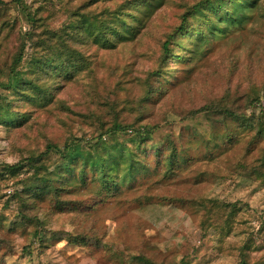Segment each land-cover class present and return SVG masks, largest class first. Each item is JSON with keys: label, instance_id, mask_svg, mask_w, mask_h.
I'll return each instance as SVG.
<instances>
[{"label": "rangeland", "instance_id": "1", "mask_svg": "<svg viewBox=\"0 0 264 264\" xmlns=\"http://www.w3.org/2000/svg\"><path fill=\"white\" fill-rule=\"evenodd\" d=\"M3 1L9 6L2 17L14 28L0 48L16 47L27 22L11 0ZM22 1L51 6L52 21L60 23L66 14L63 5L70 0ZM71 1V6L82 7L88 16L111 21L121 35H115V46H108L94 40L87 28L80 29L92 40L69 87L79 110L70 132H61L64 128L51 123L44 126L45 133L32 131L36 125H14L17 112L6 104L7 94L0 89V264H240L242 259L248 264H264V127L257 135L254 120V126L236 129L233 141H224L212 160L202 161L201 150L195 148L191 153L197 160L185 170L179 168L178 176H160L161 167L152 170L153 150L166 138L185 147L189 132L209 136L211 127L204 114L185 119L176 114L213 94L228 91L233 97L249 96L256 88L263 93L246 113L253 119L261 111L264 115V0H220L223 7L216 8V17L208 6L195 11L192 19L203 35L199 37L195 31L177 35L175 42L183 59L164 83L167 90L160 100L155 96L143 105H139L144 93L140 74L154 63L149 47L153 49L163 38L162 31L192 0H137L135 6L126 0ZM205 18L220 22L210 29ZM26 50L16 71L22 77H29L40 59L35 49L27 46ZM101 81L124 93L116 97L118 107L93 101L88 90L96 83L95 93L104 92ZM159 103H165L162 114L169 104L172 108L165 116L151 118L157 127L146 140L143 154L151 173H140L117 191L98 197L93 195L99 188L97 181L87 172L84 185L75 181L68 190L67 184L66 190L36 199L34 207L22 206L25 214L20 213L16 198L22 190L20 178L28 176L32 168L20 163L13 179L5 165L31 152L40 153L47 138L57 143L69 133L74 149L93 144L99 135L102 140L125 142L127 133L114 129V124L129 123L138 105L146 115L154 114ZM43 162L50 171L61 161L58 153L51 152ZM202 197L236 202L238 210L230 228L225 224L206 230L198 227L193 217ZM47 209L49 216L44 212ZM67 233H80L83 242L68 240Z\"/></svg>", "mask_w": 264, "mask_h": 264}, {"label": "trees", "instance_id": "2", "mask_svg": "<svg viewBox=\"0 0 264 264\" xmlns=\"http://www.w3.org/2000/svg\"><path fill=\"white\" fill-rule=\"evenodd\" d=\"M11 1L27 22V30L19 46L4 47L3 45L0 48V89L7 94L6 104L14 106L17 112L13 124L30 128L36 125L32 131L45 133L44 126L49 127L51 123L52 127L64 128L61 132H70L74 115H77L79 110L76 109L77 102L70 98L69 87L74 83V74L81 61L84 60L88 44L92 40L81 34L80 29L87 28L88 33L93 32L94 40L98 39L108 46H115V35L120 36L121 31L108 19L88 16L82 7L78 9V7L71 6V0L63 5L66 14L60 23L52 21L51 6L46 7L41 2L33 6L22 0ZM214 1H216L214 3L216 7L212 5ZM219 1L192 0L188 2L179 11L177 20L162 31L163 38L156 42L153 49L149 47L154 63L142 69V74H140L142 75L141 82L144 84V93L142 99H139L141 100L139 105L155 100V96L156 98L159 96L160 100V96L167 90L164 83L171 78V72L178 67V61L183 59L175 42L177 35H187L190 31H195L201 37L202 28L195 23L192 16L195 11L208 6L214 10L213 14L216 17V8L222 9L223 7ZM126 2L135 6L134 3L137 0H126ZM8 6L6 2L0 0V42L14 28L13 23L2 17V12ZM224 14L231 16V13ZM217 20L206 19L205 23L210 29L216 28V24L220 22ZM27 46L35 49L40 54V59L32 66L30 76L22 77L16 71L24 61ZM102 85L104 87L102 93H95L96 83L93 85V90H88L92 92L90 96L95 104L102 100L103 104L118 107L116 97L119 93L122 94V90H117L115 86ZM64 91L65 95H63ZM262 93L263 91L259 92L256 88H252L249 96L233 97L225 91L223 94H213L206 100L187 108L183 113L174 111L180 119L204 114L211 127V133L209 136L204 132L187 133L184 139L185 147H180L174 139L166 138L165 143L153 150L152 170L161 167L160 176L166 178L177 175L179 168L185 170L197 160L191 153L195 148L201 150L202 161L212 160L224 141L228 143L233 141L236 129L252 127L254 120L256 121V134H262L263 111L256 119L246 113L247 108L260 100ZM163 104L165 103H159L157 111L150 115L141 111L138 105L135 117L133 116L129 123H115L114 129L127 133L125 142L102 140V135H99L93 144L74 149L69 140L71 135L69 133L64 141L57 143L52 142V138H47L40 153L31 152L21 156L18 162L5 165L7 174L13 179L17 175L16 170L20 163L25 162L28 167L32 168L28 176L20 178L22 190L16 195V198L20 200V213L25 214L22 206L34 207L36 199H42L51 192L57 194L61 190H66L67 184H69L68 190L75 186L76 182L84 185L87 172L91 173V180L97 181L99 188L93 191V195L98 197L117 191L123 182L131 180L140 173H151L143 158L146 152L144 144L157 127L156 123H151L152 115L158 119L159 116H165V112L172 108V104H169L162 114ZM85 107L90 109L88 105ZM51 152L58 153L61 162L48 171L43 158ZM76 162L79 163L78 166L75 165ZM198 174L202 176L203 171ZM56 206L61 210L60 203ZM237 207L235 201L202 197L197 201L193 219L202 230L210 227L216 228L220 224H225L230 228L236 218ZM44 212L46 216L51 214L49 209ZM28 216L35 215L28 214ZM22 218L28 219L25 215H22ZM67 234L68 240L83 242L80 233ZM240 264H248V261L242 259Z\"/></svg>", "mask_w": 264, "mask_h": 264}]
</instances>
